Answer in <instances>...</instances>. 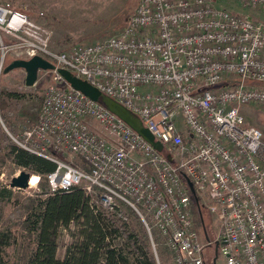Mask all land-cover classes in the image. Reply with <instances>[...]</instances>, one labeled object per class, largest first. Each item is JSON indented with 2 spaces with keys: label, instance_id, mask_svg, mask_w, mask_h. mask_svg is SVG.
I'll return each mask as SVG.
<instances>
[{
  "label": "built area",
  "instance_id": "obj_1",
  "mask_svg": "<svg viewBox=\"0 0 264 264\" xmlns=\"http://www.w3.org/2000/svg\"><path fill=\"white\" fill-rule=\"evenodd\" d=\"M225 1L264 10V0H140L120 34L69 53L51 48L44 25L0 4V77L10 60L55 66L39 72L51 84L38 122L14 142L56 165L52 192L79 187L123 221L122 204L131 208L174 264H206L214 243L204 207L218 219L226 264H264V133L240 111L264 106V22ZM61 69L138 117L164 151L72 89ZM32 179L25 192L37 188Z\"/></svg>",
  "mask_w": 264,
  "mask_h": 264
},
{
  "label": "trees",
  "instance_id": "obj_2",
  "mask_svg": "<svg viewBox=\"0 0 264 264\" xmlns=\"http://www.w3.org/2000/svg\"><path fill=\"white\" fill-rule=\"evenodd\" d=\"M26 14V13H25ZM28 15V14H27ZM0 90V113L9 126V115L32 89ZM44 97V96H43ZM43 97H37L35 106L21 111L33 124L39 120ZM7 162L39 177V190L33 198L22 202L14 189L0 185V264H163L166 249L158 233H153L155 247L139 216L122 204L127 221L113 211L90 203V197L79 187L70 191L52 192L47 175L56 165L14 142L0 127V177ZM78 166L79 162L71 163ZM88 170L87 166H84ZM98 194L99 189L95 190ZM8 207H18L24 213L22 225L29 244L19 245L18 259L11 261L7 250L13 246L10 224L4 223ZM77 240L62 250L60 235L72 232ZM163 259V262H162Z\"/></svg>",
  "mask_w": 264,
  "mask_h": 264
},
{
  "label": "rangeland",
  "instance_id": "obj_3",
  "mask_svg": "<svg viewBox=\"0 0 264 264\" xmlns=\"http://www.w3.org/2000/svg\"><path fill=\"white\" fill-rule=\"evenodd\" d=\"M0 4H8L12 9L26 13L32 19L44 25L51 33V48L58 52L69 53L120 34L137 10L140 0H0ZM220 5L244 17L249 16L259 21L256 18L259 14L258 16L264 19V11L263 9L258 10L260 8L247 9L235 1H225ZM263 19L260 21L264 22ZM11 62V60L8 61L7 65ZM25 83V72L15 70L6 74L3 71L0 77V90L21 91L20 88L26 87ZM50 84V75L45 76L40 73L36 86L30 88L32 90L28 91L27 98L15 105L14 112L8 116L9 126L3 121L0 113V127L11 139L14 138L19 143L25 141L24 134L27 128L34 124L24 118L21 111L35 106L36 98H42ZM240 111L245 116L249 126L257 127L264 133V106H242ZM90 125L96 133L102 134L95 121L90 120ZM179 126L182 129L184 128L182 121L179 122ZM24 171L7 162L1 169L0 185L10 187L12 180ZM38 190L39 183L37 188L27 192L14 189V194L19 196L22 202H25L33 198ZM5 215L3 221L10 224L14 237L13 246L7 250V255L11 261H15L18 259L19 245H28L30 237L22 225L24 213L20 212L18 207H8ZM202 215L209 239L214 243L212 247L206 250V264H214V262L215 264H226L221 248L217 244L220 231L218 219L206 207L202 208ZM75 229V227H72V232L61 233L59 241L62 250L77 240L78 237L74 236ZM200 233L203 236L202 229ZM164 259L166 262H163L162 259L163 264H174L169 250Z\"/></svg>",
  "mask_w": 264,
  "mask_h": 264
},
{
  "label": "water",
  "instance_id": "obj_4",
  "mask_svg": "<svg viewBox=\"0 0 264 264\" xmlns=\"http://www.w3.org/2000/svg\"><path fill=\"white\" fill-rule=\"evenodd\" d=\"M15 70H21L26 74V87L33 88L38 82V75L40 71H53L55 66L41 57H34L31 60H15L9 63L4 72L9 74ZM66 83L74 90L81 92L88 99L93 102L101 103L107 110L116 115L119 119L125 122L130 128L137 132L145 141L151 144L157 151L163 152L164 146L161 142L155 140L151 132L143 125L142 121L134 116L129 110L120 105L111 97L105 95L89 82L84 81L70 71L61 69L58 71ZM170 161L172 159L170 158ZM31 175L27 172H21L15 177L10 187L12 189L26 190L29 187Z\"/></svg>",
  "mask_w": 264,
  "mask_h": 264
},
{
  "label": "bare ground",
  "instance_id": "obj_5",
  "mask_svg": "<svg viewBox=\"0 0 264 264\" xmlns=\"http://www.w3.org/2000/svg\"><path fill=\"white\" fill-rule=\"evenodd\" d=\"M37 180H38L37 177L34 176L33 179H32V181H31V183H30V186L31 187H35L37 185Z\"/></svg>",
  "mask_w": 264,
  "mask_h": 264
},
{
  "label": "crops",
  "instance_id": "obj_6",
  "mask_svg": "<svg viewBox=\"0 0 264 264\" xmlns=\"http://www.w3.org/2000/svg\"><path fill=\"white\" fill-rule=\"evenodd\" d=\"M256 9H257V8H256ZM258 10H262V9L260 8V9H258ZM263 11H264V10H263ZM258 15H259V14H257L256 18H257L259 21H260V20L262 21L263 18H260ZM263 20H264V19H263ZM214 264H215V262H214Z\"/></svg>",
  "mask_w": 264,
  "mask_h": 264
}]
</instances>
